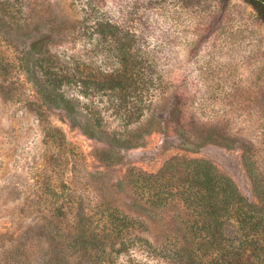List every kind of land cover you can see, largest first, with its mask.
Masks as SVG:
<instances>
[{"label":"rangeland","instance_id":"rangeland-1","mask_svg":"<svg viewBox=\"0 0 264 264\" xmlns=\"http://www.w3.org/2000/svg\"><path fill=\"white\" fill-rule=\"evenodd\" d=\"M100 21L134 60L123 102L80 90L118 66ZM34 39L68 79L56 98L98 118L92 138L21 67ZM190 160L213 167L212 197L173 168ZM0 264H264V24L250 3L0 0Z\"/></svg>","mask_w":264,"mask_h":264},{"label":"trees","instance_id":"trees-1","mask_svg":"<svg viewBox=\"0 0 264 264\" xmlns=\"http://www.w3.org/2000/svg\"><path fill=\"white\" fill-rule=\"evenodd\" d=\"M245 1L252 5L264 24V0ZM91 18V14L86 12V16L83 17L80 23L83 24V21L91 20ZM118 29V26L108 21H100L93 24V30L100 41H108L114 46L119 43V47L116 50V61L118 66L111 72H89L84 74L80 79L78 78L80 90H82L84 94L91 92L106 96L112 102H123L128 98L131 99L134 95L137 85L139 84L135 74L130 71V68L133 67L132 62L134 60L131 59L127 51L128 48L126 43L121 44L120 40L115 39L118 37ZM40 42L41 40L34 39L30 45H28L29 47L27 46L26 49L23 50V56H21L20 59L21 64L25 63L26 65H21V67L31 78L33 77L31 84L39 94L43 95L44 102L52 104L54 107L59 106L61 108H66L65 110H67L72 120V126L79 128L84 135L92 138L95 136L97 130L101 128L98 118L96 115L95 117L91 115L90 119H88L86 116L82 115L75 106L72 107V109L68 106L71 102L70 100L62 96H60V99L56 98L57 95L53 93H56L64 80L68 79L62 76H54L49 72L52 59H45L43 55L39 54L40 52H37ZM31 55L34 56V58H32ZM29 58L33 59V61H31L32 64L26 63V60ZM38 73H40L41 77H37L36 74ZM153 77L155 78V76H152L151 71L147 69V74L145 76L147 81L146 84L151 83ZM70 113L73 115H70ZM177 167H181L186 173V180L189 187H198V189L205 191L211 197L214 195L213 190L218 189L219 182L213 176V167L209 163L201 160H190L176 164L173 168L177 169ZM141 176L140 178H142ZM199 198L204 200L203 197Z\"/></svg>","mask_w":264,"mask_h":264}]
</instances>
